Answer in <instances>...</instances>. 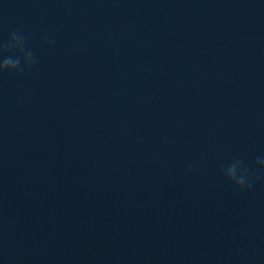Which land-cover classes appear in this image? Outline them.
Returning <instances> with one entry per match:
<instances>
[{
  "label": "water",
  "instance_id": "water-1",
  "mask_svg": "<svg viewBox=\"0 0 264 264\" xmlns=\"http://www.w3.org/2000/svg\"><path fill=\"white\" fill-rule=\"evenodd\" d=\"M13 31L0 264H264V0H0Z\"/></svg>",
  "mask_w": 264,
  "mask_h": 264
},
{
  "label": "clouds",
  "instance_id": "clouds-1",
  "mask_svg": "<svg viewBox=\"0 0 264 264\" xmlns=\"http://www.w3.org/2000/svg\"><path fill=\"white\" fill-rule=\"evenodd\" d=\"M5 53L10 54L5 55ZM34 63V52L27 47V37L24 34L13 31L8 42L0 44V74L4 72H22L26 68H31ZM257 164L261 169H264V161L258 159ZM222 170L226 179L236 188L241 190L252 188L249 169L242 161L234 160Z\"/></svg>",
  "mask_w": 264,
  "mask_h": 264
}]
</instances>
